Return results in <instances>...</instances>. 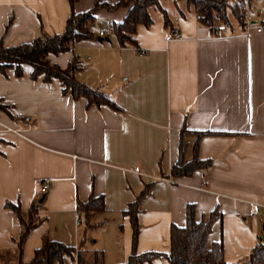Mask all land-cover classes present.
Instances as JSON below:
<instances>
[{"label": "crops", "instance_id": "crops-1", "mask_svg": "<svg viewBox=\"0 0 264 264\" xmlns=\"http://www.w3.org/2000/svg\"><path fill=\"white\" fill-rule=\"evenodd\" d=\"M117 1L77 0L73 11ZM160 7L169 25H163L160 10L149 8L151 23L135 27V47L119 48L112 36L97 43L95 37L48 58L63 69L76 56L74 80L116 110L73 100L56 80H31L28 66L19 77L13 69L0 71V264H27L44 237L79 251L88 262L100 252L101 264L124 263L131 252V227L122 213L145 186L149 194L140 199L136 215L137 254H167L169 228L183 227L186 205L193 206L195 221L218 212L206 245L221 242L226 264L264 244L260 17L246 15L243 26L230 19L228 27L215 23L210 29L183 0H163ZM126 13L122 7L98 9L89 30L95 35ZM69 15L67 0H0V43L10 48L61 34ZM183 128L210 133L197 149L198 158L210 165L189 177L171 178ZM42 183L48 189L39 194ZM41 196V221L18 248L20 226L4 205L25 213ZM97 197L103 199V211L86 227L76 206ZM76 213L79 226L73 221ZM72 263L62 256L53 264ZM150 264L168 263L155 259Z\"/></svg>", "mask_w": 264, "mask_h": 264}, {"label": "trees", "instance_id": "trees-1", "mask_svg": "<svg viewBox=\"0 0 264 264\" xmlns=\"http://www.w3.org/2000/svg\"><path fill=\"white\" fill-rule=\"evenodd\" d=\"M76 1L67 0L70 15L61 34L51 37H37L28 44L10 48H5L0 43V71L7 68L13 69L14 75L19 77L22 67L28 66L31 80L38 77H41L45 83L56 80L61 86V92L63 94L68 93L73 100L83 98L86 100L87 106L105 104L112 110H116L115 105L107 101L100 93L87 89L74 80L73 74L79 69L76 56H73L63 69L56 65H50L48 58L70 52L78 42L93 40L95 35L89 28L94 22L95 11L101 8L107 11L120 7L127 8L123 20L119 23H109L108 30L119 48L135 47V27L137 25L148 26L151 23L147 11L149 8L160 10L163 25H169L166 13L160 7V2L163 0H118L111 6L95 2L90 10L83 13L73 11ZM183 1L191 6L199 24L212 29L215 23L228 27L230 19L234 20L238 26H243L248 4L252 0ZM0 108L3 109V107ZM209 134L207 132L191 133L184 128L181 129L177 145V159L169 172L171 178L189 177L197 171H204L210 165V161L200 160L197 156L200 139ZM149 190L150 186H145L139 196L128 204L122 213L128 217L131 227V252L122 264H150L155 259H164L168 264H226L222 257L221 242L212 243L209 247L206 245L210 228L220 215L216 210H213L203 215L199 221H195L192 205L185 206L183 227L170 226L167 254L155 252L137 254L135 251L139 232L136 220L137 208L140 199L148 195ZM4 208L10 210L17 218L21 231L17 247L20 248L31 229L41 221L37 214L38 205L33 203L25 213H22L17 206L8 203L4 205ZM76 208L82 214L85 226L91 227L90 219L103 211V199L101 197L90 198L85 204H77ZM62 256H69L72 259V264H101L100 252L92 253L91 261L88 262L79 251L60 243L51 242L45 237L27 264H53L60 262ZM234 264H264V244H256L247 258Z\"/></svg>", "mask_w": 264, "mask_h": 264}, {"label": "built area", "instance_id": "built-area-1", "mask_svg": "<svg viewBox=\"0 0 264 264\" xmlns=\"http://www.w3.org/2000/svg\"><path fill=\"white\" fill-rule=\"evenodd\" d=\"M257 15L260 17V21H259L258 26L256 27V31L260 32L261 30L264 29V16H263V12L262 11H258ZM215 33H216L215 34L216 36H220V33L218 31H216ZM111 36L112 35L110 34V31L108 29H99L95 33V37L96 38H101V39L110 38ZM172 37L177 39L178 35L173 33ZM165 40H169V37H166ZM24 121H28V118H25ZM4 130H8V129L4 128ZM47 189H48V184L47 183H42L40 185V188L38 189V193L39 194H44ZM73 221H74V225L75 226H79L82 223V220H81V218H80L78 213L74 214Z\"/></svg>", "mask_w": 264, "mask_h": 264}, {"label": "rangeland", "instance_id": "rangeland-1", "mask_svg": "<svg viewBox=\"0 0 264 264\" xmlns=\"http://www.w3.org/2000/svg\"><path fill=\"white\" fill-rule=\"evenodd\" d=\"M249 7H247L246 15L250 18H256V14L258 11L263 12L264 16V3L263 0H252L248 4ZM263 239V238H262ZM264 242V239H263Z\"/></svg>", "mask_w": 264, "mask_h": 264}, {"label": "water", "instance_id": "water-1", "mask_svg": "<svg viewBox=\"0 0 264 264\" xmlns=\"http://www.w3.org/2000/svg\"><path fill=\"white\" fill-rule=\"evenodd\" d=\"M95 41L97 42V43H101V42H109V40H108V38H103V39H101V38H96L95 39ZM42 200H43V196H41L40 198H39V200L37 201V204H40L41 202H42Z\"/></svg>", "mask_w": 264, "mask_h": 264}]
</instances>
